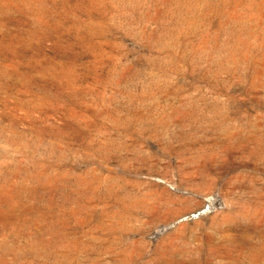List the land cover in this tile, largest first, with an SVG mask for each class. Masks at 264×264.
I'll return each instance as SVG.
<instances>
[{
	"label": "rangeland",
	"instance_id": "rangeland-1",
	"mask_svg": "<svg viewBox=\"0 0 264 264\" xmlns=\"http://www.w3.org/2000/svg\"><path fill=\"white\" fill-rule=\"evenodd\" d=\"M0 264H264V0H0Z\"/></svg>",
	"mask_w": 264,
	"mask_h": 264
}]
</instances>
